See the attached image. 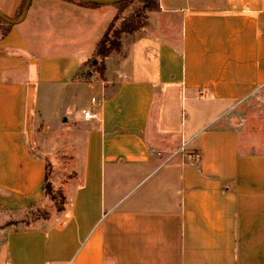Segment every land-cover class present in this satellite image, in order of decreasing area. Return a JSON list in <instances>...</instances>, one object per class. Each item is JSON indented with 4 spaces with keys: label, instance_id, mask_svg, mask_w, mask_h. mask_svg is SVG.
Returning <instances> with one entry per match:
<instances>
[{
    "label": "crops",
    "instance_id": "obj_1",
    "mask_svg": "<svg viewBox=\"0 0 264 264\" xmlns=\"http://www.w3.org/2000/svg\"><path fill=\"white\" fill-rule=\"evenodd\" d=\"M156 1L102 78L86 66L117 6L32 0L0 25V264H264V0ZM68 128L75 174L47 177L64 209L9 225L50 205L30 144Z\"/></svg>",
    "mask_w": 264,
    "mask_h": 264
},
{
    "label": "rangeland",
    "instance_id": "obj_2",
    "mask_svg": "<svg viewBox=\"0 0 264 264\" xmlns=\"http://www.w3.org/2000/svg\"><path fill=\"white\" fill-rule=\"evenodd\" d=\"M25 1L26 0H24L23 2L20 15L22 14ZM145 2H147L149 5H154L156 3V0H132L130 3L120 6V16L118 21L114 23L113 29L119 28L122 19L128 17L132 13L139 11L144 16L146 10H143L142 7ZM125 9H127L129 13L126 16H123L122 11ZM1 24L4 23L0 22V25ZM91 64V62L87 64L86 70H95ZM80 94L82 97L80 101L81 103H85L86 100L90 99L91 96L95 95L94 91H92L91 89H82ZM187 113L188 112H186V110L183 108V111L181 112V117L184 119ZM59 132L62 136L55 135L53 130H47L45 132H42V138L40 137L39 142H37L38 144H30L32 153L46 160L48 169V179L53 183L55 181L54 179H56L58 185L66 182L68 179L74 176L75 170L73 169L75 168L76 164L74 159L77 156V154H72L73 152H75L77 146L76 131L72 128H68L65 131ZM59 132H57V134ZM50 151L51 153L44 154L45 152ZM52 188L53 195L56 198V201H52L48 197L50 205H48L47 207L40 209L38 206H33L31 208L28 207L20 211L11 212L9 215H6L5 220L9 223V225L14 226L15 228L25 229L29 226H32L36 222V220H39L43 212H48V214L50 212L59 213L57 209L59 208V206H63L64 202L62 201V198L58 192L59 190L56 188V186L52 185Z\"/></svg>",
    "mask_w": 264,
    "mask_h": 264
},
{
    "label": "trees",
    "instance_id": "obj_3",
    "mask_svg": "<svg viewBox=\"0 0 264 264\" xmlns=\"http://www.w3.org/2000/svg\"><path fill=\"white\" fill-rule=\"evenodd\" d=\"M69 2H75L79 5L85 6V7H100L99 5L95 4H82L78 2L77 0H64ZM132 0H127L118 4H115V6L118 7V13L114 17L113 21L110 23L106 31L103 33L102 37L98 41L95 51H94V57L92 58V61H90L92 64V67L95 69V71L98 73V75L102 78L104 73V60L106 57H108L112 53H120L122 49L121 45V36L123 34H129L133 35L135 32L139 31L143 27L146 26V16L137 11L135 13L130 14L128 17H125L122 19L119 28L113 29L114 23L119 19L120 16V6L130 3ZM158 8L157 1L154 5H149L147 2L144 3L142 9L146 11H152L156 10ZM144 18V19H143ZM0 22L4 23L1 19ZM113 29V30H112ZM111 33V35H110ZM98 58L99 60L95 63L94 60ZM90 79V73H87L85 75V80L89 81ZM46 176V184H45V195L49 197L52 201H56V198L53 195V188L49 181H47ZM59 192V195L62 198L63 206H59L57 209L58 212H61L64 209L65 204V198L63 194ZM57 205V202H56ZM60 205V204H59ZM49 217L48 212H43L42 216H40L39 219H47Z\"/></svg>",
    "mask_w": 264,
    "mask_h": 264
},
{
    "label": "water",
    "instance_id": "obj_4",
    "mask_svg": "<svg viewBox=\"0 0 264 264\" xmlns=\"http://www.w3.org/2000/svg\"><path fill=\"white\" fill-rule=\"evenodd\" d=\"M31 1L32 0H26L25 1L21 17L18 20H16V21L10 20L1 11H0V19L4 23H7V24H16V23L23 21L26 14H27V11L30 7ZM77 1L82 3V4H95V5H99V6H110V5H115V4H118V3H121V2H124L127 0H77ZM93 63H95V61Z\"/></svg>",
    "mask_w": 264,
    "mask_h": 264
},
{
    "label": "built area",
    "instance_id": "obj_5",
    "mask_svg": "<svg viewBox=\"0 0 264 264\" xmlns=\"http://www.w3.org/2000/svg\"><path fill=\"white\" fill-rule=\"evenodd\" d=\"M96 103L95 98L90 99V104L93 106ZM82 118L84 120H94L98 118V112L95 109H86L82 110ZM194 155V154H193ZM197 159V156H194ZM5 264H11L10 262H6Z\"/></svg>",
    "mask_w": 264,
    "mask_h": 264
}]
</instances>
